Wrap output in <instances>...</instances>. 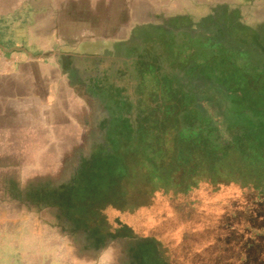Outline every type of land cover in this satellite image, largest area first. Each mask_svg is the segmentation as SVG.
<instances>
[{
    "label": "rangeland",
    "instance_id": "374dc122",
    "mask_svg": "<svg viewBox=\"0 0 264 264\" xmlns=\"http://www.w3.org/2000/svg\"><path fill=\"white\" fill-rule=\"evenodd\" d=\"M142 9L135 7L136 16ZM184 11L194 16V21L206 19L201 12ZM120 26L121 31H128L132 24L121 22ZM68 59L57 60L61 69L71 64L56 103L47 112L37 105L36 119H21L18 128L9 125L8 134L0 135V264L16 262L22 252L35 251L37 246L39 264H180L171 245L159 246L153 238L115 235V223L119 225L121 218L133 222L134 213L123 210L121 215L114 203H102L97 209L89 206L109 187H118L119 180L138 175V170L131 169L150 141L151 147L170 148L177 131L187 130L202 117L211 120L225 141L251 128H264V79L251 78L253 74L246 77L242 72L238 85L229 76L216 80L232 95H242L243 106L222 92L216 82L211 84L205 78L190 81L191 76L184 73V79L180 82L179 77L174 87L192 96L190 101L182 104L180 93L174 87L169 91L166 76L163 87L159 85L162 91L150 82L149 100L139 101L130 87L116 90L119 83L113 71L109 73L113 93L88 86L83 62ZM178 61L174 69L190 63L183 56ZM151 67L154 69L151 65L148 70ZM61 75L57 72V77ZM151 135L160 141L154 143ZM138 196L130 193L126 203L141 204ZM143 206L153 212L151 200ZM103 214L108 219L97 221ZM143 219L137 218L134 225L144 228ZM34 226L39 227L38 238Z\"/></svg>",
    "mask_w": 264,
    "mask_h": 264
},
{
    "label": "trees",
    "instance_id": "16d2710c",
    "mask_svg": "<svg viewBox=\"0 0 264 264\" xmlns=\"http://www.w3.org/2000/svg\"><path fill=\"white\" fill-rule=\"evenodd\" d=\"M253 129L225 141L202 117L177 131L170 148L150 141L131 169L138 175L86 205L114 203L121 215L134 213L133 222L115 223V235L171 245L180 264H264V128ZM130 193H138L141 204L126 203ZM149 200L153 212L144 210ZM137 218H145L144 228L134 225Z\"/></svg>",
    "mask_w": 264,
    "mask_h": 264
},
{
    "label": "crops",
    "instance_id": "0c3cea01",
    "mask_svg": "<svg viewBox=\"0 0 264 264\" xmlns=\"http://www.w3.org/2000/svg\"><path fill=\"white\" fill-rule=\"evenodd\" d=\"M231 1L247 7L237 13L229 10L238 18L240 27L255 31L264 39V0ZM201 3V0H0V135L8 134L9 125L18 128L21 119H36L37 105L47 112L56 103L55 96L65 85V71L71 64L61 69L57 60L63 57L71 60L73 53L67 50L69 46L77 47L83 39L101 38L100 26L96 27L99 23L109 24L105 35L112 38L121 22L151 20L150 9L136 16L133 12L136 6L162 8L169 13L187 5L199 8ZM125 8L127 11H123ZM260 52L264 55V48ZM57 72L62 78L57 77ZM34 232L38 238L39 227ZM39 253L37 246L35 251L22 252L19 261L11 264H39Z\"/></svg>",
    "mask_w": 264,
    "mask_h": 264
},
{
    "label": "flooded vegetation",
    "instance_id": "af4514ba",
    "mask_svg": "<svg viewBox=\"0 0 264 264\" xmlns=\"http://www.w3.org/2000/svg\"><path fill=\"white\" fill-rule=\"evenodd\" d=\"M244 1L252 3L254 0ZM184 10L176 8L173 12L156 14L152 22L140 21L138 25H135L136 22L131 23L128 31H121L119 24V30L112 36L113 40L107 42L100 40L109 39L105 31L109 24L99 23L96 27L100 26L101 38H90V41L83 39L81 45H71L67 50L73 53L72 57L83 62L81 69L88 86L103 87L100 89L102 93L110 94L115 90L114 86H109L112 84L110 71L118 78L116 90L130 87L133 96L139 101L149 100L150 82H154L155 86L157 83L156 87L162 91L159 85L163 87L161 83L166 76V86L170 91L179 77H182L180 82L184 79V73L185 76H191L190 81L208 79L211 84L216 82L222 92L233 96L243 106L240 99L242 95H232L224 84L216 80L229 76L238 85L242 72L245 76L253 74L251 78L264 79V55L260 52L264 48V39L255 31L242 29L236 21L238 18L229 11L222 18L194 21V16ZM123 11H127V8ZM147 11L143 8L140 14ZM179 56L190 60V63L174 69ZM151 65L154 69L151 67L148 70ZM103 75L106 78L101 77ZM174 90L180 93L182 104L192 98L176 87ZM151 110V107L147 109L149 113Z\"/></svg>",
    "mask_w": 264,
    "mask_h": 264
},
{
    "label": "water",
    "instance_id": "95a60500",
    "mask_svg": "<svg viewBox=\"0 0 264 264\" xmlns=\"http://www.w3.org/2000/svg\"><path fill=\"white\" fill-rule=\"evenodd\" d=\"M201 6L199 8H196L194 5H187L185 9H187L190 13L193 12H198L202 13L203 15L206 16L207 18H219L221 15H225L229 10H233V12L237 13L240 9L245 10L247 9L246 6L242 5L239 6L240 4L237 2H233L231 0H201ZM231 5H237L236 7H231ZM162 8H157L153 9L151 8L150 10L152 11V17L151 20H146L147 22H152L153 18L155 15L158 14H163L165 11H163ZM205 19V18H204ZM138 23V22H136Z\"/></svg>",
    "mask_w": 264,
    "mask_h": 264
}]
</instances>
